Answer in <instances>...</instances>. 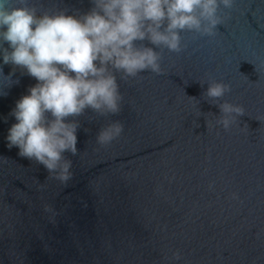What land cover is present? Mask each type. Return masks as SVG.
<instances>
[{"label":"water","instance_id":"obj_1","mask_svg":"<svg viewBox=\"0 0 264 264\" xmlns=\"http://www.w3.org/2000/svg\"><path fill=\"white\" fill-rule=\"evenodd\" d=\"M27 3L38 15L93 6ZM218 14L213 36L181 32L180 52L135 42L160 52L162 72L116 73L120 113L75 118L67 185L7 147L11 112L37 81L0 53V264H264V0ZM210 79L231 87L217 103L245 109L227 131L202 96ZM114 120L123 132L102 148L96 134Z\"/></svg>","mask_w":264,"mask_h":264},{"label":"clouds","instance_id":"obj_2","mask_svg":"<svg viewBox=\"0 0 264 264\" xmlns=\"http://www.w3.org/2000/svg\"><path fill=\"white\" fill-rule=\"evenodd\" d=\"M233 3L92 0L91 9L82 14L44 11L38 15L27 0L12 7L9 0H0L3 63L26 71L37 81L16 101L11 112L16 123L8 130L7 147L18 148L20 157L42 166L51 179L67 185L73 177L69 155L78 153L80 122L75 118L89 109L101 116L120 113L123 96L116 73L127 80L144 71L162 72L160 52L135 42L147 39L157 49L180 52L181 32L213 36L222 21L218 14L221 6L230 9ZM5 42L8 48L3 47ZM206 83L202 96L219 107L216 123L227 131L237 117L245 115V109L227 100L217 103L231 91L229 84L211 79ZM122 132V122L114 120L98 130L96 143L106 148ZM44 208L52 210L49 205ZM180 255L174 251L172 258L180 259Z\"/></svg>","mask_w":264,"mask_h":264}]
</instances>
